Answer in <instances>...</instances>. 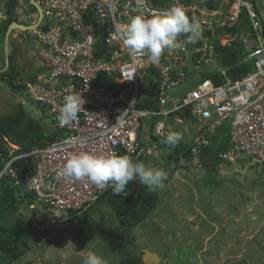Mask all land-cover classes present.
Returning <instances> with one entry per match:
<instances>
[{"label":"built area","instance_id":"obj_1","mask_svg":"<svg viewBox=\"0 0 264 264\" xmlns=\"http://www.w3.org/2000/svg\"><path fill=\"white\" fill-rule=\"evenodd\" d=\"M37 1L44 20L51 17L59 23L49 24L50 28L46 29L41 21L37 28L28 30L36 42L44 44L47 71L38 73L35 81H26V86L31 98L34 96L40 101L38 104L51 107L43 111L53 116L58 135L53 141L46 140L43 146L15 155L0 171V177L8 175L20 184L19 167H14L13 163L17 159L25 162V191L33 192L37 198V202L30 205L32 208L45 204L61 221L70 217L72 209L88 208L105 190H97L87 178L57 180L56 173L70 156L82 151L95 154L124 151L134 158L159 159L161 150L156 142L144 145L139 140L142 120L162 113L167 117L171 112H182L185 107H190L192 117L200 123L199 130L202 129L194 139V152L199 150V144H208L207 133L215 132L229 119L232 147L222 156L233 161L247 153L256 161L264 162V13H260L258 5L246 0H230L231 13L223 17L222 8L195 7L192 3L174 0L173 5L183 6L190 17L196 18L201 36L195 44L177 48L175 53L166 51L159 64H152L146 54L132 53L125 48L117 29H122L130 17L139 12L152 15L165 11L170 8H167L168 1L160 3L165 10L153 6L156 0ZM261 1L264 8V0ZM220 7L227 9L224 4ZM243 7L250 15L254 33L228 32L219 41L223 45L240 42L245 53L243 61L253 62V68L238 79H231L221 71L225 77L223 82L200 80L183 91L182 98L175 102L168 89L187 80L189 67L197 69L206 63L201 56L214 61V42L220 35L217 30L236 24ZM95 16L98 20H94ZM96 21L100 22L109 46L99 57L95 54ZM150 68L154 71L152 81L158 83L156 95L148 92ZM104 74L105 81L101 77ZM73 93L79 94L84 104L74 121L61 124L63 99ZM153 100L163 107L172 101L173 107L165 112L154 110L150 107ZM161 124L164 123L156 124V133L166 136L168 132Z\"/></svg>","mask_w":264,"mask_h":264},{"label":"rangeland","instance_id":"obj_2","mask_svg":"<svg viewBox=\"0 0 264 264\" xmlns=\"http://www.w3.org/2000/svg\"><path fill=\"white\" fill-rule=\"evenodd\" d=\"M18 1L17 5L22 7L25 12V16L21 17L16 6L15 16L18 21L31 25L37 17L40 22L44 21L43 25L59 23L56 19H50L51 17H45L43 20L38 9L32 6L29 0ZM166 1L170 3L167 8L173 6L174 0L154 1L153 6L164 9L160 3ZM206 1L194 0L192 5L208 9L222 8L224 10L223 17L230 15L233 4L230 0H216L219 3L216 7L208 6ZM246 1L258 5L260 13H264L261 0ZM5 3L6 0H0V67L4 64V57L6 56L7 60L9 54L14 51V62L20 72L19 82L26 84V81H33L28 79L29 76L37 77L38 73L47 71L45 67L37 73L27 74L29 70L36 68L39 61H45V56H42L44 51L42 48L36 47L34 36L26 37L21 30L10 32L11 37L6 45L8 30H4L3 26L4 15L6 16L7 13ZM221 4L227 5V9L220 7ZM6 18L13 17L7 14ZM229 27L234 28V32H242L245 35L254 33L250 15L245 7L242 8L236 24L233 23ZM230 28H220L224 32L220 33L219 40H222L224 34L231 31H225ZM262 33L264 36V16L262 17ZM234 43L241 45L240 42L232 44ZM241 47L243 50L242 45ZM177 54L180 52L177 51ZM201 57L211 72L219 67L217 54L214 53L213 62ZM244 57L241 60L242 63H246L243 61ZM209 58L211 59V57ZM247 63L253 68V62ZM197 74L189 67L188 76L191 75L190 78L181 82L177 85L178 87L169 88L178 90V94L171 97L175 102L177 98H182L183 91H186L184 89L192 88V81L196 82L204 78L202 74L201 76ZM6 77L8 78V76ZM0 86V115H7L15 111L18 104H22L24 100H27L29 110H36L38 114L43 115L33 105V99L24 91L23 93H13L6 81L2 82ZM26 89L28 88L26 87ZM160 106L158 110L165 112L172 109L173 103L168 108L166 105ZM186 108L183 109L181 123L175 121L174 114L168 118V116L165 117L166 113H162L157 115L161 118L156 124L164 123L160 126L167 130V134L170 131L179 132L182 135V142L188 140L194 142L200 131L193 121L195 119L192 117L191 109L190 117L186 116ZM152 109L155 110V107ZM175 113H179V111H175ZM151 118H146L142 122L146 125V129L151 125L153 130L152 124H150ZM53 119V116L49 115L48 123L52 124ZM219 131L222 133L221 140L229 141L231 120L223 121ZM211 134V132L207 133L205 138L207 139ZM147 138L149 141V134ZM6 140L10 152L13 151L12 149H19V144L10 142L8 137ZM229 146L228 144L227 148ZM190 147L192 153L189 156H184L181 153L179 155L180 162L190 163L188 168L180 167L175 171L174 177L165 182V187L160 191L158 207L144 222L130 227L128 231L120 228L113 208L104 205L103 202L97 203L99 199L86 209L70 210L69 220L65 222L55 220L54 214L45 204L43 206L37 204L35 211L26 204H22L17 213L14 211L6 213V216L2 218L3 223L12 224L17 214H21L27 219H33L38 232L30 240L31 249L19 262L12 261L0 252V264H82V259L88 252H95L101 248L104 249L105 254L113 258L117 256L118 252L111 251L107 246L117 243L126 234L135 245L131 246L132 251L134 247L136 248L135 254L142 253L143 255V249L148 248L160 255L162 259L160 264H264V163H255L253 156H245L244 165L237 161L220 164L217 171H207L205 165L200 162L199 151L194 152L195 144L193 143ZM199 148L202 146L199 145ZM167 154L165 153V155ZM159 160L155 161L154 167L164 168L166 160L164 157H160ZM16 189L18 192L17 187ZM89 208H91L90 211L85 213L84 210ZM46 229H48V234L43 235L41 231Z\"/></svg>","mask_w":264,"mask_h":264},{"label":"trees","instance_id":"obj_3","mask_svg":"<svg viewBox=\"0 0 264 264\" xmlns=\"http://www.w3.org/2000/svg\"><path fill=\"white\" fill-rule=\"evenodd\" d=\"M205 3L210 7H216L217 5H219L216 0H207ZM17 4L18 0H7V14L12 16L18 25H26L25 22H20L18 21V18L14 17ZM94 20H98V18H96L95 16ZM13 21L12 18H5L3 25L4 30H8ZM96 23L98 27V41L95 48V54L99 57L103 54L104 50L109 48V46L104 40L105 33L100 27V22L96 21ZM28 28L30 27H27L26 29ZM15 29L18 28L14 26L11 29V32L13 33ZM24 30H21L23 35L26 37L30 36V34L25 35L27 33ZM229 30L233 31L234 28H230L225 31ZM217 31L220 33L224 32V30L221 29ZM214 43L215 54H217L220 60H218V65L227 69V75L231 79L241 78L252 69L249 63L241 62L242 58L244 57V51L242 50V47L239 43L223 46L220 43L219 39H216ZM8 57V60H6V56L4 57V64L2 67H0V84L6 81L8 83V87L13 93H22L26 88V84L19 82L20 72L17 70V66L14 62V51H12ZM42 69L43 68H38L35 73L39 72ZM194 71L196 72L197 70ZM201 71L203 73V77H211L216 81V83H220L222 80H224V76L218 70H215L212 73H208L204 69H201ZM6 76H8V78ZM190 76L187 78V80L190 78ZM101 77L104 78V81L106 80L105 74ZM194 77L199 79V77L196 75H194ZM28 79L34 81L36 77L29 76ZM196 82L192 81V86H194ZM147 87H149V94H158V83H154L150 80V78L147 79ZM189 88L190 87L186 89ZM168 92L171 96L174 97L178 94V90L176 88L169 89ZM171 106L172 102L168 101L166 107L168 108ZM150 107H155V109L158 110V108H160L161 106L158 105L155 100H153V103ZM157 115L161 114L151 116L152 118L150 117V124H152L153 130L151 129V125L146 129V125L143 124V127L139 131V140L144 145L153 142H156L158 144V147L161 150L160 157H164V159L166 160L164 169H166L169 174L168 180L166 181L168 182L174 177L175 171L178 170V168L182 167L179 161L180 153L184 156H189L192 153L190 146L193 145L194 142H192V140H188L185 142L180 141L175 147H171L165 144L164 138L166 136H160L156 133V122L161 118ZM49 128L50 127H48V129ZM45 129H47V127L45 128L39 120L26 116L22 104L19 103L18 108L15 111L7 115H0V154L5 152V146L7 144L6 137H8L11 141L19 144L21 147L20 151L26 152L42 143V141L46 137ZM51 129L53 130V128ZM148 131L150 132L148 133ZM148 134L149 141H147ZM221 137L222 133H220V131L217 132L212 137L211 143L208 146L201 148V151L198 152L200 162L202 165H205L207 171H217L220 164H229L234 162L227 158H224L221 155V153L225 152V149L227 148L230 141L229 140L224 142L221 140ZM49 138H51V140H54L55 135H51L49 136ZM167 152H169V154H167ZM165 153L167 155H165ZM121 154L126 153L124 151H121ZM3 156H0V170L3 167ZM130 157L134 161L142 162L146 166L151 167H154L155 161H160L156 158H134L133 156ZM239 162L240 164L243 163V161L241 160ZM22 173L23 171L20 173L21 176L23 175ZM13 184L14 183L11 182V180H9V178L6 176L0 179V252L8 256L12 261L19 262L31 249L32 244L30 243V240L38 232L37 226L33 222V219H27L21 214H17L16 219L12 224L3 223L2 218L6 216V213H9L10 211H14L15 213H17L20 210L22 204H26L30 207V205L37 202V198L36 194H34L33 192L25 191L23 189V186H25L24 184ZM16 187L18 188V192ZM160 191L161 189L157 191L148 190V188L142 185L137 179L129 182L125 191L118 195L113 192L112 187L108 188L101 195L97 203L103 202L104 205L112 207L117 216L120 228H123L124 231H128L130 227L139 225L144 222L148 218V216L158 207ZM91 208L84 212L88 213ZM32 209L34 211L36 210V208ZM41 233H43V235H47L48 229L41 231ZM35 238L37 239V237ZM132 245H134L133 242L130 240L129 235L126 234V236L121 238L117 243L107 246L111 251L116 250L118 252L116 257L112 258L111 256H108L107 254H105L104 249L102 248L100 250H95V253L103 258L104 264H145L142 260V253L135 254L134 251L136 250V248L134 247V250L132 251Z\"/></svg>","mask_w":264,"mask_h":264},{"label":"clouds","instance_id":"obj_4","mask_svg":"<svg viewBox=\"0 0 264 264\" xmlns=\"http://www.w3.org/2000/svg\"><path fill=\"white\" fill-rule=\"evenodd\" d=\"M33 1L35 5L32 3L31 0H29V3L38 9L39 13H41L42 15V19L44 20L42 9L38 4V1L37 0H33ZM182 1L184 2L185 0ZM192 2H194V0H189L186 3H192ZM17 10H18V14H20L21 17L25 16V12L22 7H19L17 5ZM6 16L4 15L5 18ZM39 23L40 21L36 17V21L31 24V25H35V24L36 25L24 31H26V33L28 34V30L32 28H37L39 26ZM45 27L46 29L50 28V25L47 24L45 25ZM15 30H20V29H15ZM117 31L120 33V38L125 48L130 50V52L132 53L146 54L148 60L152 64H159L163 54L166 51L175 52L177 48H180L182 46H187L190 44H195L201 36V27L200 24L197 22L196 18L190 17L187 14L185 8L179 4L173 5L163 12L154 13L152 15H145L142 12L134 14L133 16L130 17L127 24L122 29H117ZM231 32L235 33L234 31ZM180 37H183L182 41L178 39ZM36 47L37 48L41 47L42 51H44L42 56H45L44 57L45 61H39L38 63V66L41 64L42 68H44L47 59L46 51L44 49V44L37 41ZM200 67L201 69H204L206 72L212 73L210 70H208L207 63H203V65H200L199 68L197 69L196 68L195 69L191 68V69L193 70L194 73H198L200 76L202 74L203 76ZM221 69L222 71H225L227 75V71H226L227 69L225 67L219 66L216 70H218L222 74ZM194 70L197 71L195 72ZM30 73H32V70H29L27 74ZM151 75H152V69L150 68V74L148 75L147 78H150V80L152 81L153 77H151ZM204 79L213 80V78L211 77H204L200 80H204ZM223 81L224 80H222L221 82ZM24 92L29 95L28 90L26 88ZM29 97L31 96L29 95ZM26 101L27 100H24L22 102V107L25 111V115L28 116L29 118L32 117L39 120L42 123V125H44L45 128L47 127V129H45V136H46L45 139L42 141L41 144L35 147L43 146L46 140H51V138H49V136L51 135H55L54 138L55 140L58 133L53 125V122L52 124L48 123V119L47 121H44V119L46 118L39 115L36 112V110H29L27 108ZM83 104L84 101L82 100V97L79 94L73 93L66 95L63 99V104L60 109L59 120L61 124H67L70 121H74L77 118L78 113L81 111ZM40 111L43 110L40 109ZM173 114L175 115L174 116L175 121H177L178 123H181L183 121L182 118L183 111L182 112L179 111V113L171 112L168 115V118ZM193 121H195V125L197 126L198 131H201L202 129L199 130L200 123H198L196 120ZM48 127L50 128L48 129ZM51 128H53V130ZM219 128L215 132H213L210 136L207 137L208 144L201 145L202 148L208 146L211 143L212 137L218 132ZM181 140H182V135L179 132L170 131L169 134H167L166 137L164 138V143L167 144L168 146L175 147L176 145H178V143ZM10 142L18 145L13 141ZM229 145L230 146L227 149H225V151H227L229 148L232 147L231 132H230ZM5 147H6L5 152L0 154V156L4 155L3 167L1 168L0 171H2V169L5 167L7 161L11 160L15 155L30 152L35 148L34 147L29 151L23 152L20 151L21 147L19 146L18 150L12 149L13 152L11 153L8 150L9 149L8 143L6 144ZM198 151H201V148H199ZM223 153H221V155ZM245 156H252V155L244 153L240 157L234 159L233 161L236 162L241 160L243 161L242 164L244 165ZM256 162L259 161L255 160V163ZM180 164L182 165V167L188 168V164L190 163L180 162ZM13 165L16 168L19 167L18 173L22 180L20 184L25 185V181H24V169L26 167L25 162L23 160L17 159L14 160ZM22 171H23L22 173L23 175L21 176L20 173ZM5 176L8 177L15 185H20V184H16L12 180V178L8 175H4L0 177V179ZM168 176L169 174L167 170L164 168L146 166L142 162L134 161L127 154H120L115 151L101 152L98 154L87 151L73 153L70 156V158L66 161L63 168L56 173L57 180H60L62 177H75L77 179L87 178V180L90 181V183L94 185L97 190L100 191H104V190L106 191L107 188L111 185L113 192L117 195L125 191L129 182L137 179L142 185L146 186L150 191H157L163 189L165 187V182L168 180ZM23 189L26 190L25 186H23ZM30 208L32 207L30 206ZM53 218L57 220L55 217ZM67 220H69V218ZM67 220H63V221L57 220V221L65 222ZM82 264H104V260L101 256L97 255L95 252L90 251L88 252L87 255L83 257Z\"/></svg>","mask_w":264,"mask_h":264},{"label":"water","instance_id":"obj_5","mask_svg":"<svg viewBox=\"0 0 264 264\" xmlns=\"http://www.w3.org/2000/svg\"><path fill=\"white\" fill-rule=\"evenodd\" d=\"M32 1V3L35 5V3H34V1L33 0H31ZM40 15H41V13H40ZM11 19V18H10ZM14 19L12 18V21H13ZM16 24V25H15ZM36 25V24H35ZM35 25H28V26H26V25H18L16 22H15V20L13 21V23H12V25L10 26V28L8 29V31H7V40H6V45H7V43H8V39H9V37H10V32H11V29L14 27V26H16V28H18V29H20V30H24V29H26L27 27H34ZM6 51L8 52V50H7V46H6ZM8 54V53H7ZM7 60H8V57H7ZM185 114H186V116L189 118L190 117V108L189 107H187L186 109H185ZM142 258H143V262L145 263V264H160L161 263V257H160V255L157 253V252H153V251H151L150 249H148V248H145V249H143V255H142Z\"/></svg>","mask_w":264,"mask_h":264},{"label":"bare ground","instance_id":"obj_6","mask_svg":"<svg viewBox=\"0 0 264 264\" xmlns=\"http://www.w3.org/2000/svg\"><path fill=\"white\" fill-rule=\"evenodd\" d=\"M156 1H160V0H156ZM0 20H1V18H0ZM47 60V59H46ZM27 87V86H26ZM33 96V95H32ZM40 101L38 100V99H36L34 96H33V105L34 106H36L38 109H39V111H40V109L41 110H50L51 109V107L48 105V104H38ZM40 113H43V115H41L42 117H45L46 119H48V117L49 116H46L45 114H44V112L43 111H40ZM40 115V114H39ZM153 137V136H152ZM37 205V204H36Z\"/></svg>","mask_w":264,"mask_h":264},{"label":"crops","instance_id":"obj_7","mask_svg":"<svg viewBox=\"0 0 264 264\" xmlns=\"http://www.w3.org/2000/svg\"><path fill=\"white\" fill-rule=\"evenodd\" d=\"M41 47H39V49H40ZM36 68L34 69V70H32V72H36V70L38 69V68H42V65L40 64L39 66H38V63H37V66H35ZM27 68H30V67H27Z\"/></svg>","mask_w":264,"mask_h":264}]
</instances>
